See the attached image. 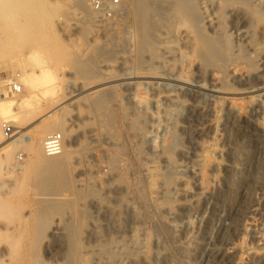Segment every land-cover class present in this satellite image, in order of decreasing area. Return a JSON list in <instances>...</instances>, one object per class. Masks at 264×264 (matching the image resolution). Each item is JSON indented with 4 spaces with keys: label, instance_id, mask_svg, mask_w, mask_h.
Listing matches in <instances>:
<instances>
[{
    "label": "rangeland",
    "instance_id": "rangeland-1",
    "mask_svg": "<svg viewBox=\"0 0 264 264\" xmlns=\"http://www.w3.org/2000/svg\"><path fill=\"white\" fill-rule=\"evenodd\" d=\"M120 1L108 20L87 0H0V77L32 81L0 99L22 109L0 115L21 140L0 163V264H264V67L245 42L264 0H147L146 19Z\"/></svg>",
    "mask_w": 264,
    "mask_h": 264
},
{
    "label": "bare ground",
    "instance_id": "bare-ground-1",
    "mask_svg": "<svg viewBox=\"0 0 264 264\" xmlns=\"http://www.w3.org/2000/svg\"><path fill=\"white\" fill-rule=\"evenodd\" d=\"M75 1V0H74ZM135 1H137L136 2V6L138 7V9L139 10H141V12H143V13H141V15L144 17V19H146L145 18V16H146V11H147V9H148V3H147V0H135ZM158 1V0H157ZM162 1H165V0H162ZM166 1H168V0H166ZM176 4H178V3H176ZM200 4L201 5H204V2H200ZM75 5H77V9H80L81 10V12L82 13H85L86 14V11H85V9H86V3L85 2H83V3H81V2H79V3H76ZM119 11L120 10H118L117 11V13H119ZM96 13V12H95ZM116 13V14H117ZM115 14V15H116ZM99 15V14H98ZM167 23V22H166ZM169 24V23H168ZM256 24H257V29H258V35H259V39H260V42L259 43H255L251 38H248V39H250L249 41H248V39H247V41L244 39L245 37H243V39L245 40V42H247V46H249V48H251V50L253 51V52H258V62H259V66L260 67H264V46H262V43H264V19L263 18H261V19H258L257 21H256ZM167 25V24H166ZM170 25V24H169ZM164 26V25H162V26H164V28H162V27H159L158 29H157V31H156V36H158L157 38H159L160 40H159V43H160V45H162V47L164 46V53H163V55L162 56H158V57H153V59L155 60L156 58H158V59H163V57H164V59L165 58H167V59H169L168 57H171V56H166V55H168V54H171L169 51H168V49H169V45L170 44H172V41L170 40V36H171V33H172V29L170 28V26ZM144 26H146V24L144 23ZM147 27V26H146ZM148 29V28H147ZM176 33V31H174L173 32V34H175ZM236 33H237V35L239 34L240 36H241V34L242 33H244V32H242L240 29H237L236 30ZM238 38H240V37H238ZM242 38V37H241ZM148 37L146 38V36H145V39H143V41L141 42L142 43V46H146L147 45V43H148ZM183 40H184V42H185V44H189V45H192V40H191V37H190V34H188V33H186L184 36H183V38H182ZM242 39V40H243ZM140 43V44H141ZM151 43V42H150ZM159 43H158V45H159ZM149 45V44H148ZM147 45V46H148ZM158 45H157V47H158ZM143 47V48H144ZM161 47V48H162ZM0 53H2V52H0ZM2 55H4L3 53H2ZM8 56V55H7ZM11 57V56H10ZM9 57V59H13V57H11L10 58ZM5 59V58H4ZM7 59V58H6ZM167 59H165V60H163V63H165V64H168V63H170ZM17 60V58H15V61ZM152 60V59H151ZM12 62V61H11ZM10 63V62H9ZM164 65V64H163ZM11 66V65H10ZM165 66V65H164ZM163 66V67H164ZM169 66V65H168ZM175 66V65H174ZM17 67L19 68V70L22 72V73H26V67H24L20 62H19V60L17 61ZM166 67V66H165ZM169 68V67H168ZM170 68H173L172 66L170 67ZM171 71V70H170ZM172 75V74H171ZM174 75V74H173ZM13 78H15V79H17V81H18V83L22 86V93L20 94V95H18V96H24V97H27L28 95H29V93H28V89H27V86L28 85H30V86H32V81H29V83H28V85L26 86V84H24V83H20V78H21V76H14V77H11V79H13ZM23 90H24V93H23ZM78 93H80V90L78 91V90H74L73 88H71L69 91H67L66 92V96L64 97V100H65V103H64V106L60 109V112H56V113H54L53 115H54V124H53V126H51V129H50V134H52V132L54 131V129H60V127H61V123H59V121H60V119H61V117H60V115H63V114H61V113H63V112H67V110H68V106H71L70 105V100L72 99L73 100V98L74 97H76V96H78L79 94ZM169 95H171V96H169V98L170 99H174V97H172V94H169ZM2 96V95H1ZM1 96H0V99H1ZM174 96V95H173ZM2 98H3V100L1 99V101H4L5 99H6V95L5 96H2ZM21 101V100H20ZM19 102V101H18ZM18 102H15V101H13V102H9V104H3V103H1L0 104V115H4V114H9V113H11V112H15V113H17L18 114V116L17 117H19L20 116V111H22V109H21V107H20V105L18 104ZM69 102V103H68ZM74 102V101H73ZM72 102V103H73ZM184 103H187V102H184ZM64 117H67V116H65L64 115ZM68 119V118H67ZM62 120V119H61ZM65 121H67V120H65ZM63 124V123H62ZM174 124V123H173ZM61 130V129H60ZM17 135V134H16ZM16 135H12V137L11 138H7L6 136H5V134H4V131H3V128L0 126V163L2 164V165H5V164H7L9 161H10V159L12 158V156L14 155V152L16 151V147H15V144H18V143H20L21 142V140L20 139H18V137L16 136ZM60 135H61V133H60ZM62 136V135H61ZM4 137H6V140L4 139ZM15 143V144H14ZM44 150H45V148H44ZM67 151V149H66V146L64 145V140H63V148H62V152L58 155V156H47V157H59V156H61L64 152H66ZM30 152H31V155H32V158H33V165L35 166V167H37V169L39 168V169H43V170H53L56 166L54 165V164H47V162L44 160V155H43V153H42V150H37L36 149V147H34V146H32V147H30ZM45 155H46V152H45ZM47 161H50V160H47ZM182 168V167H181ZM36 169V168H35ZM178 169H180V168H178ZM6 229V228H5ZM7 231V230H6ZM2 232V231H1Z\"/></svg>",
    "mask_w": 264,
    "mask_h": 264
},
{
    "label": "built area",
    "instance_id": "built-area-1",
    "mask_svg": "<svg viewBox=\"0 0 264 264\" xmlns=\"http://www.w3.org/2000/svg\"><path fill=\"white\" fill-rule=\"evenodd\" d=\"M90 7L99 14L102 18L112 19L121 7L120 0H87ZM4 89L5 92L0 96L12 95L18 96L22 93V86L18 83L17 79L2 78L0 77V90ZM3 131L7 138H11L14 134V127L11 124L4 123ZM63 137L60 134H53L48 136L44 142V148L47 156H58L62 152ZM19 161H23V156L19 157Z\"/></svg>",
    "mask_w": 264,
    "mask_h": 264
}]
</instances>
